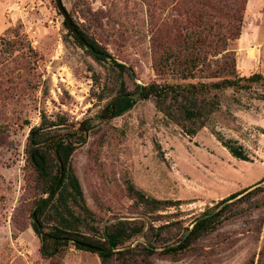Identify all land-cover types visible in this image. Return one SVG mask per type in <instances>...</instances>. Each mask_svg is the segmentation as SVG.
<instances>
[{
  "label": "rangeland",
  "instance_id": "1",
  "mask_svg": "<svg viewBox=\"0 0 264 264\" xmlns=\"http://www.w3.org/2000/svg\"><path fill=\"white\" fill-rule=\"evenodd\" d=\"M63 4L112 60L98 58L76 42L54 0H0V264H51L40 256L26 205L28 137L33 127L44 126L76 140L87 119H92L91 129L84 142H75L71 163L98 236L104 237L105 227L129 233L140 228L125 246L151 240L156 251L148 258L152 264H264V0H248L241 37L233 46L239 75L261 74L263 79L219 91L220 108L194 137L159 111L154 96L141 98L145 88L164 83L154 67L153 37L155 25L178 16L172 3ZM19 39L32 48V69L19 85H11L4 80V65L19 74L13 61L20 53L12 46ZM124 90L136 100L134 107L121 117L100 119ZM229 140L244 149L249 162L231 155L224 145ZM257 184L261 192L236 203L217 230L189 251L162 254L181 244L203 214ZM130 185L147 197L176 204L148 214L129 195ZM143 255L137 251L132 256L136 261L112 264H142ZM57 264L101 262L72 247Z\"/></svg>",
  "mask_w": 264,
  "mask_h": 264
},
{
  "label": "trees",
  "instance_id": "2",
  "mask_svg": "<svg viewBox=\"0 0 264 264\" xmlns=\"http://www.w3.org/2000/svg\"><path fill=\"white\" fill-rule=\"evenodd\" d=\"M169 1L178 16L155 25L157 30L153 37L156 54L154 67L164 83L145 88L141 98L154 96L159 111L186 135L194 137L206 127L210 117L220 108L219 91L238 87L243 81L262 80L263 76L255 74L241 77L237 70L236 50L233 46L241 37L248 0ZM54 7L63 17L66 29L81 47L96 57L97 54H105L75 22L63 0H54ZM12 44L13 50L20 53L13 61L18 62L19 74H14L9 66L4 65L7 69L4 80L7 84L19 85L21 76L31 73L32 48L23 39ZM113 63L122 71L126 69L123 64ZM166 78H171L172 81L167 82ZM135 103L132 94L124 90L106 106L100 119L121 117ZM91 124L92 119L82 123L77 130L76 140L46 130L44 126H35L30 131L26 146L29 169L27 191L30 199L26 205L32 229L41 243L40 256L44 261L57 264L74 247L97 255L101 264H112L117 260L126 263L129 258L136 261L132 256L140 251L144 254L142 264H152L148 258L156 251L151 240L134 247L125 246L133 234L143 231L140 228L129 233L126 228L111 230L105 227L104 237L98 236L95 230L93 214L86 204L81 183L71 163L77 148L75 142L85 141ZM224 145L234 158L250 161L237 142L229 140ZM246 190L248 188L223 200L216 208ZM128 191L143 206L144 212L151 215L163 206L176 204L173 201L147 197L134 185H130ZM259 192L261 188L258 187L237 202L226 205L219 213L209 211L203 214L204 219L197 221L191 230L187 229L184 236L187 233L189 235L181 244L165 249L162 254L186 253L203 236L217 230L236 203L250 199ZM46 195L48 197L44 200Z\"/></svg>",
  "mask_w": 264,
  "mask_h": 264
},
{
  "label": "water",
  "instance_id": "3",
  "mask_svg": "<svg viewBox=\"0 0 264 264\" xmlns=\"http://www.w3.org/2000/svg\"><path fill=\"white\" fill-rule=\"evenodd\" d=\"M97 56L99 58H102V59H106V60H112V57L106 55V54H97ZM131 76L134 78V75L133 73L131 72ZM260 184H257L255 186H252V187H249L248 190H246L244 193L240 194L239 196H237L236 198H233V199H230L226 202H224L223 204H221L218 209L213 213V214H216L218 213L224 206L228 205V204H231V203H234L236 201H238L239 199H241L242 197L246 196L249 192L253 191L254 189L258 188ZM48 197V195H46V197L44 198V200ZM207 217H210V216H207ZM205 217H201L200 219H204ZM200 219H198L197 221H199ZM196 221V222H197ZM196 222L192 225V228L194 227V225L196 224ZM191 228V229H192ZM189 235V233H187L184 237L183 240H185V238Z\"/></svg>",
  "mask_w": 264,
  "mask_h": 264
}]
</instances>
